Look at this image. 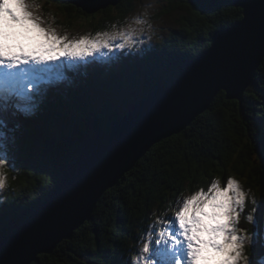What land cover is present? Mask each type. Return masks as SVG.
<instances>
[{
  "label": "trees",
  "instance_id": "obj_1",
  "mask_svg": "<svg viewBox=\"0 0 264 264\" xmlns=\"http://www.w3.org/2000/svg\"><path fill=\"white\" fill-rule=\"evenodd\" d=\"M134 1L122 0L90 15L65 0H46L66 18L57 23L69 28L75 21L91 22L100 14L97 30L124 19ZM167 2L165 11H184L179 28L169 37L156 45L110 55V60L91 58L90 69L80 64L65 67L67 79L48 86L51 95L40 101L33 115L12 116L14 110H9V128L19 125L11 133L18 148L8 156L12 171L0 198V237L30 217L80 154L86 138L110 128L157 86L175 80L187 61L210 46L216 31L243 16L232 0ZM232 176L241 179L258 200L256 223L249 226L255 230V250L250 254L260 264L264 258V60L241 100L220 92L207 111L179 134L154 144L109 188L93 218L72 238L31 264H133L139 243L157 221L155 210L169 207L165 211H170L184 193L207 189L213 180ZM173 215L170 212L167 218ZM156 224L154 232L162 227Z\"/></svg>",
  "mask_w": 264,
  "mask_h": 264
},
{
  "label": "water",
  "instance_id": "obj_2",
  "mask_svg": "<svg viewBox=\"0 0 264 264\" xmlns=\"http://www.w3.org/2000/svg\"><path fill=\"white\" fill-rule=\"evenodd\" d=\"M94 14L122 0H65ZM243 10L215 32L211 45L187 61L177 78L159 85L110 128L85 139L82 151L28 219L0 237V264H31L50 254L93 218L102 195L161 140L179 134L220 92L241 100L264 60V0H232Z\"/></svg>",
  "mask_w": 264,
  "mask_h": 264
},
{
  "label": "snow or ice",
  "instance_id": "obj_3",
  "mask_svg": "<svg viewBox=\"0 0 264 264\" xmlns=\"http://www.w3.org/2000/svg\"><path fill=\"white\" fill-rule=\"evenodd\" d=\"M34 4L35 0H0V192L8 187L4 169L9 144L15 140L11 133L19 126L9 128V110H14L12 116L33 115L48 86L67 79L65 67L77 68L78 61L95 60L97 53L104 55L105 49L112 52L114 48L131 49L137 44L133 36L138 32L131 24L124 30L110 25L112 31L69 39L67 33L59 35L51 26H42V18L29 10ZM8 21L21 25L25 31L34 29L43 40L28 46L19 40L8 43L6 27L11 26ZM134 23L147 21L137 16ZM117 40L122 42L114 44ZM246 195L240 182L228 177L224 186L216 179L207 191L201 188L182 201L178 200V210L172 217L167 220L158 217L149 226L133 264H207L209 260H215L216 264H239L243 260L249 264L244 245L251 243L252 237L236 226ZM246 220L253 222V215H247ZM156 223L163 227L154 232Z\"/></svg>",
  "mask_w": 264,
  "mask_h": 264
},
{
  "label": "rangeland",
  "instance_id": "obj_4",
  "mask_svg": "<svg viewBox=\"0 0 264 264\" xmlns=\"http://www.w3.org/2000/svg\"><path fill=\"white\" fill-rule=\"evenodd\" d=\"M168 2L167 0H135L134 1V8L133 10L130 11V13H128L124 19H118L113 21V23L109 24V22L107 23L108 25H106L107 27L105 29L102 30H97L96 29V25H98L101 21V15L98 14L96 16L95 19H92L91 22H89L90 20L85 21V20H78L74 22V26H70L67 27L64 24H58L57 22L62 21L65 22V17L63 16L62 11L57 7V5H55L53 2H49L47 3L46 0H35V4L33 7H31L29 10L32 11L33 13H35L36 15H39L42 18V26H51L52 28H54L57 32V34L59 35H64L65 33L68 34V38L72 39V38H76L79 39L81 36L84 35H95L96 32L99 31H112L113 29L110 28V25H116L117 28L116 30H124L125 28H127V26L129 24L132 25V27L134 29L137 30L138 35H134L133 39L137 41V44L133 46V48L131 49H136V48H142V47H146V46H152V45H156V42L159 41L160 39H164L166 37H169L170 34H172L175 30V28H179V19L180 16L183 14V10H175V11H165L168 8ZM35 5H39V7H36ZM100 13L99 11L94 13L97 14ZM92 15V14H90ZM137 16H140L142 19L146 20L147 23L145 24H135V18ZM93 22V23H92ZM8 24H10V27H6V31L9 34V39H8V43H14L17 40L19 41H23V43L28 46V45H32L35 44L37 41H42L43 37L40 36L34 29L31 31H25V29L19 25V24H12L11 21H8ZM93 24V25H92ZM150 25V27H149ZM143 29V31H139L140 29ZM31 38V39H29ZM121 40H117L114 42V44H118L121 43ZM211 45V44H210ZM129 48H125V49H116L114 48L112 50V52H109L107 49L104 50V55L102 56V54L97 53V58H102V57H109L110 55H117L118 53H121L123 51L127 52L128 50H131ZM25 50L27 51V47L25 48ZM100 56V57H99ZM64 63H68L66 60L63 61ZM90 62H91V58H89V60L87 61H78L76 63L81 64L82 66L86 67L87 69L90 68ZM60 83V81H59ZM56 82L54 84H51L50 86L52 87H56ZM50 92L49 90L47 91L45 96H50ZM44 96V97H45ZM15 144V143H14ZM18 144L13 145V143L9 144V148H8V156H9V152L11 151H15L17 150ZM12 164L9 163V159L7 158V162H6V166H5V171L7 172V176H9L10 172L12 171L11 169ZM233 178H235L236 180H238L240 182L241 188L242 190H244L246 192V198H245V206L242 212H240V216H239V221L238 224L236 225L237 228L240 229H245L247 231V233L249 235H251L252 240L251 243H246L244 245V255L249 257V264H252V262L256 263V259H253L250 252H252L254 249V244H255V235L254 232L255 230L253 228H251V226H249L250 224H255V220H256V207L258 205V200H256V195L254 194L255 192L251 191V189H247L245 188V185L243 183V181L241 179H238L234 176H232ZM218 180H220L221 182V186H224V184L226 183V180H222L221 178H217ZM216 180V179H215ZM212 183V182H211ZM10 184L9 180H8V185ZM210 186V185H209ZM208 186V187H209ZM205 191L208 190L204 189ZM4 191L0 192V198H2L4 196ZM198 191V190H196ZM194 191V192H196ZM194 192H186L184 193L182 196H179L178 199H176L173 202V206H171L170 204H168L169 206H171L170 211H165L168 210L169 207H166V209L162 210V211H157L155 210V215L154 217H159L160 220H167L169 218H167V214L170 212H175L176 210H178V203L177 201H182L185 197L191 196ZM167 205V206H168ZM262 226H264V210L262 212ZM253 215L254 217V221L253 222H248L246 220V216L247 215ZM157 220V219H156ZM155 221V220H154ZM157 225V224H156ZM162 224H160L161 226ZM163 227V225H162ZM158 231V230H156ZM155 231V232H156ZM243 234V233H241ZM146 235L144 236L143 240L139 243V251L143 246V242L145 241ZM139 254V253H138ZM137 254V255H138ZM136 254L134 255L133 259L137 256ZM264 258L259 259L262 260ZM132 264V262H131ZM207 264H216L215 260H209L207 262ZM239 264H245V262L243 260L239 261ZM259 264V262H258ZM261 264V263H260Z\"/></svg>",
  "mask_w": 264,
  "mask_h": 264
},
{
  "label": "bare ground",
  "instance_id": "obj_5",
  "mask_svg": "<svg viewBox=\"0 0 264 264\" xmlns=\"http://www.w3.org/2000/svg\"><path fill=\"white\" fill-rule=\"evenodd\" d=\"M97 60H99V59H95V61H97ZM77 64H79V63H77ZM81 65V64H80ZM86 68V67H85ZM90 69V68H89ZM61 82V81H60ZM57 83V82H56ZM58 83H59V81H58ZM158 156V155H157ZM54 170V169H53ZM56 176V175H55ZM57 177V176H56ZM33 204V203H32ZM103 207V206H102ZM109 211V210H108ZM111 219V218H110Z\"/></svg>",
  "mask_w": 264,
  "mask_h": 264
}]
</instances>
